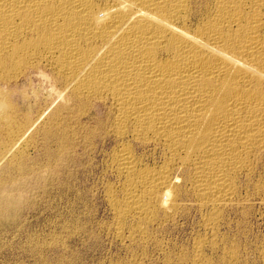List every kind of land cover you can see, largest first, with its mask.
<instances>
[{"label":"bare ground","instance_id":"6f19581e","mask_svg":"<svg viewBox=\"0 0 264 264\" xmlns=\"http://www.w3.org/2000/svg\"><path fill=\"white\" fill-rule=\"evenodd\" d=\"M31 70L50 71L82 106L107 108L125 180L123 201L110 199L120 239L124 222L153 221L156 205L172 209L183 187L208 209L216 237L238 179L253 178L264 159V0H0V85ZM132 143L153 147L162 163H145ZM8 147L20 156L18 144Z\"/></svg>","mask_w":264,"mask_h":264},{"label":"rangeland","instance_id":"374dc122","mask_svg":"<svg viewBox=\"0 0 264 264\" xmlns=\"http://www.w3.org/2000/svg\"><path fill=\"white\" fill-rule=\"evenodd\" d=\"M52 75L31 70L0 85V101L17 106L0 114L9 118L0 120V264H195L202 241L203 264H264V198L257 192L264 159L254 179H238L236 199L223 209L216 237L204 222L208 209L183 187L172 209L156 205L153 221L124 222L120 239L110 199L123 201L125 180L114 170L118 145L109 135L107 108L82 106ZM14 143L20 156H7ZM142 147L135 152L145 163H162L160 152ZM232 251L235 260L228 261Z\"/></svg>","mask_w":264,"mask_h":264},{"label":"clouds","instance_id":"9594fccd","mask_svg":"<svg viewBox=\"0 0 264 264\" xmlns=\"http://www.w3.org/2000/svg\"><path fill=\"white\" fill-rule=\"evenodd\" d=\"M0 112H3V109L2 108H0Z\"/></svg>","mask_w":264,"mask_h":264}]
</instances>
